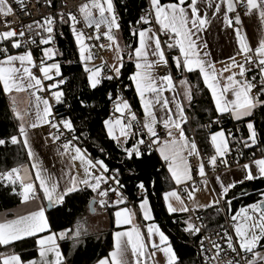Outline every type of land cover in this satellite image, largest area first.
Here are the masks:
<instances>
[{
  "label": "snow or ice",
  "instance_id": "6c2138e0",
  "mask_svg": "<svg viewBox=\"0 0 264 264\" xmlns=\"http://www.w3.org/2000/svg\"><path fill=\"white\" fill-rule=\"evenodd\" d=\"M14 3L24 8L23 0H14ZM48 3L50 4L51 0H48ZM238 5L246 9L245 15L257 16L260 23L264 24V0H220L219 3H214L213 0H188L187 3L186 0H171L168 3L149 0L148 12L140 16L136 24L150 26L132 31V36L136 38L135 46L121 44V37L118 35L120 24L112 0H86L79 6V14L84 24L89 28L94 27L93 35L86 36L83 30H77L79 21L72 12L59 14L61 24L70 22L79 52V61L83 65L88 85L92 89L97 88L102 80L119 78L125 56L134 63L135 70L128 79L134 85L136 95L139 97L142 118L137 117L127 100L117 96L116 100L120 102L114 103V112L120 115L115 119L112 117L105 119L103 127L107 136L116 142L117 148L121 149L127 161L142 158L145 152L151 153L153 146L157 145L156 150L167 165L170 179L183 190L194 207L209 208L220 205L236 184L264 177V155H262L240 165L243 175L241 180L227 181L217 176L216 182L219 183V188L216 190V200L204 205L196 202L199 188L194 180V174L198 175L206 185L208 183L206 169L209 166L213 170L220 164L228 167L226 156L230 152V147L227 137L231 136V132L226 135L221 129L211 133L213 151L208 154L206 161L201 158L195 140L187 137L182 128L188 118L175 91L173 75L167 70L169 60L166 50L178 49L177 55L171 56V62L175 64L177 70L185 72L198 70L199 76L211 94L214 110L220 116L228 114L232 119L240 121L244 117L251 116L253 109L258 105H264V39L260 40L255 48L247 42L242 30L241 16L236 13ZM12 12L13 8L9 0H0V15L8 16ZM229 13L234 15L230 17ZM218 14H221L223 22L235 31L239 46L237 55L243 58V62H237L235 57H229L230 63L220 72H217L214 63L208 58L207 44L202 41L197 43L200 41L199 33L211 23L209 17H218ZM56 16L57 14L47 15L42 21H33L36 29L40 30L36 32L37 36H40L41 32L47 34L41 37L40 44L48 45L53 41L54 28L58 26ZM25 27L29 32L33 30L32 25ZM161 35L166 37L163 42ZM25 36V31L17 32L10 27L8 30L0 31V43L6 42L8 45L0 47V91L9 96L12 93L26 92L29 97V106L21 112L16 108L15 97L10 96L12 113L18 125L17 134L11 135L9 139L14 145L22 144L27 150L28 159L33 161L31 170L20 164L0 172V181L12 185V192L20 197V203L25 206L23 214L18 213L11 219H0V245H10L13 241L24 237H36L38 233L47 234L35 240L39 253L38 260L25 262L19 254L0 253V264H65V257L57 239L72 238L78 243L79 237L83 234L81 226L77 223L75 231L71 229H64L59 233L51 231L43 202L46 201L49 206H59L70 195L90 189L95 193L89 202L90 208L97 203L101 208H107L109 193L116 197L112 201L113 205L125 204L120 191L124 185L119 179V169H110L103 159L91 157L86 150L75 143L78 137L72 135L75 131L72 120L65 117L57 119L54 115L53 104L50 101L56 104L64 102L65 94L61 85L65 83V79L62 77L59 63L47 61H52L58 53L53 47H44L43 57L37 63L28 48L30 43L36 44V40L30 34L26 39H21ZM102 38L108 42L107 50L113 52L112 63L107 64L102 61L99 65H94L92 64L94 54L91 49L97 45L86 44L85 39L100 41ZM99 47L104 49L105 46L100 44ZM21 48L24 50L20 51ZM201 48L205 49L202 54ZM10 49L17 51L12 53ZM253 65L259 69L261 82L259 88L254 83L255 77L252 81L246 78V73L252 70ZM159 66L164 67L165 74L161 75L157 72ZM104 69L110 74L104 75ZM225 72L229 74L224 76ZM45 81L49 83L45 85ZM179 84L183 86L185 99L191 100V89L187 79H181ZM254 89L255 94H253ZM43 92H47L48 96L40 95ZM165 92H172V97H167ZM109 99H112L111 94ZM81 103L83 104V101ZM45 124L55 130L49 132V136L51 142L58 145L56 154L62 160L66 158L65 167L59 174L44 168L33 151L30 132ZM161 124L168 137L162 142L157 131L158 125ZM246 127L248 136L243 146L249 148L257 144V134L251 121L247 122ZM65 132L71 136V139L65 138L61 142ZM144 137H147V142ZM129 138L134 139L130 147L126 146ZM5 143V139H0V145ZM188 157L200 158L198 164L190 165ZM75 162H79L82 175L77 173ZM17 184L19 191L16 188ZM137 188L141 193L146 191L142 181L137 184ZM163 199L169 214L190 211L177 189L164 192ZM170 199H175L180 207H174ZM230 204L231 201H225L226 207ZM139 211L143 221L150 222L145 225L146 233L134 223V213L131 209L123 207L115 211V225L118 228L122 225H131V227L113 233L110 259H102L98 264H147L148 261L157 264L154 260L157 252L163 253V264H177L178 257L168 236L154 222L146 196H142L139 201ZM219 211L220 209L217 208V212ZM230 221L234 235L225 229L222 237L227 244V250L213 241L216 255L205 257L208 264H212L216 257L221 253L226 254L228 250L245 260V264H264V252L257 251L258 245L264 241V192L260 193V199L257 201L238 209L236 214L230 217ZM184 223L186 224L184 231L191 235L201 231L200 227L191 222V218ZM200 249L202 254L208 251L204 248L202 240ZM249 255L250 258H247ZM226 264H241V260L233 259Z\"/></svg>",
  "mask_w": 264,
  "mask_h": 264
},
{
  "label": "trees",
  "instance_id": "16d2710c",
  "mask_svg": "<svg viewBox=\"0 0 264 264\" xmlns=\"http://www.w3.org/2000/svg\"><path fill=\"white\" fill-rule=\"evenodd\" d=\"M112 1L115 13L119 17L118 35L124 44L135 46L136 38L131 34V27L145 11L148 0ZM168 2L171 0H161V3ZM40 4L42 9L59 7L57 0H51L50 4L48 0H40ZM56 23L58 26L54 28V39L48 47H53L58 53L51 62L55 61L60 65L62 77L65 79L61 88L65 94L64 100L69 104V110L58 109L60 117L72 120L81 147L85 148L91 157L103 159L110 169H119L124 190L131 198H134L138 190L137 184L141 181L145 184L154 213V221L168 235L178 257L177 264H202L199 257L198 237L184 231L186 227L184 221L189 220V214H169L166 209L163 194L174 189L175 186L169 180L167 173L159 168L160 162L155 153L127 161L121 149L116 147V142L107 136L103 121L109 118V94L115 90L116 80H105L97 88L92 89L88 85L87 74L84 73L83 65L79 61V52L70 22L61 24L59 15H57ZM177 53L178 50H167L170 62L171 56ZM171 64L180 76L183 71L177 70L174 63L171 62ZM133 71L134 63L125 56L119 80L132 86L128 76ZM186 76L193 87V98L186 109L202 154L207 157L213 151L210 141L211 133L223 129L226 135L231 132V136L227 137L229 146L241 150L240 161L246 162L264 155V105L258 107L250 118L238 122L233 121L230 117L220 116L215 112L210 93L198 73H186ZM126 92L134 108L137 107L133 88L131 87ZM249 121L254 125L257 144L245 148L243 142L247 140L246 124ZM206 122L212 124L213 130L210 133L205 129ZM215 122L218 124L215 125ZM185 129L192 135L189 124L185 126ZM13 134H17V122L13 118L6 95L0 91V139L6 141L4 145H0V172L27 162V154L22 144L14 145L10 142L9 138ZM12 187L11 184L0 181V212L10 210L20 204V197L12 192ZM16 188L19 191L18 184ZM261 192H264V178L235 186L226 199L231 201L228 206L231 214H235L241 207L260 199ZM94 196L95 194L90 189L72 194L60 207L48 212L51 231L57 233L64 229L75 231L79 223L83 232L78 243L72 238L62 240L63 251L67 259L65 264H97L108 257L112 251V231L91 233L86 226V219L90 215L89 202ZM205 221L207 231L219 229L224 223L223 216L216 212L215 208L208 209ZM36 239L37 237H31L10 245H0V253L19 254L25 262L33 260L38 256Z\"/></svg>",
  "mask_w": 264,
  "mask_h": 264
},
{
  "label": "crops",
  "instance_id": "0c3cea01",
  "mask_svg": "<svg viewBox=\"0 0 264 264\" xmlns=\"http://www.w3.org/2000/svg\"><path fill=\"white\" fill-rule=\"evenodd\" d=\"M187 2H188V0H186V3ZM213 2L214 3H219L220 0H213ZM203 10L204 9L202 8V11ZM209 11H211V10H209ZM236 13L241 16L242 30H243L244 35L247 38V42L253 48H255L258 45L259 41L264 39V24L260 23V21H259L257 16L245 15L244 14L245 11L244 12H239L238 8L236 9ZM233 15H234L233 13H229L230 17L233 16ZM209 19L211 20V23L207 26V28L205 30H203L201 33H199L200 41H197V43H200L202 41V42L207 44L206 51L209 53V57L208 58L214 63L217 72H220L222 70V68L226 64L230 63L229 57H235L237 62H241V56L237 55V49H238L239 46L237 44L235 31L233 30V28L228 27L223 22V18H222L221 14H218V17H209ZM233 23H234V21H233ZM146 27H149V26H146ZM121 44L122 45L124 44L122 40H121ZM203 51H205V49L201 48V54L203 53ZM110 52H112V51L107 50V53H106V58H107V61H108L109 64H110V60H109ZM92 64L99 65L98 63L97 64L92 63ZM134 70H135V68H134ZM232 70L236 71V69H232ZM186 73H198L199 74V72H198V70H196L194 72H185V71H183V73L180 74V78H179L177 84L175 83V91L179 95V99H180V101H181V103H182V105L184 107L185 115L187 116L188 112H187L186 106L192 101V98H193V96H192L193 87H192V84L189 82V80H188V78L186 76ZM228 74L229 73L225 72L224 76H227ZM181 79H187V81L189 82L190 89H191V100L185 99V97L183 95V91H184L183 86L179 84V81ZM202 81H203V79H202ZM132 88H133V94L135 95V97L137 99V107L134 108V105H132V101L130 102V106H133V108L136 110V112L139 115V117L142 118L143 112H142V109L140 107L139 97L136 95L135 87H134L133 84H132ZM165 95L167 97L171 98L173 93L172 92H165ZM10 96H14L15 97L16 108L19 111L22 112L23 110H25L29 106V97H28L26 92L12 93V94H10ZM10 96L6 95V97L8 99L9 106L11 108V112H12V101L10 99ZM210 96H211V94H210ZM50 103H52L53 106L56 104L54 101H50ZM260 106L261 105H258L255 109H253L252 115H253L254 111ZM12 115H13V113H12ZM223 116H228V117L231 118V116L228 115V114H224ZM251 116L244 117L242 120L248 119ZM13 118L15 119L14 116H13ZM232 120L233 121H237V120H234V119H232ZM242 120H240V121H242ZM16 122H17V125H18V121L17 120H16ZM187 124H188V120H187V122L185 124L182 125V128L185 131V135L187 137L191 138V139H194V137L192 135H190L185 129V126ZM161 129H163V125L162 124L158 125V127H157V131H158V134L160 136V141L162 142L165 139H168V137L166 135V132L165 133L161 132ZM48 131H49V126L46 125V124L42 125L41 127L37 128V129H33L30 132V140H31V143H32L33 151L36 154V158L41 162L42 166L44 168H47L49 171H54L57 174H59L61 169L63 167H65L66 158H64V160H62L56 154V148L58 147V145H54L51 142V138L49 136ZM195 142L197 144L198 150H200L196 140H195ZM132 143H134V139L133 138H129V142H128V144L126 146L130 147ZM81 148L85 150V148H83V147H81ZM156 148H157V145H155L154 153H155L157 159L160 162L159 168L161 169L162 165L164 164V168H162V169L167 173L169 180L174 184V186H175L174 189H177V191H178V188H180V187L177 186L175 184V182L170 179V173L168 172L167 165H166L165 161H163L161 159L160 153L156 150ZM25 151H26V154H27V150L26 149H25ZM87 154L89 155L88 152H87ZM190 158L191 157H188V161L189 162H190ZM248 162L249 161L244 162V163H248ZM32 163H33V161L29 160L28 156H27V162L24 165L27 166L29 168V170H31V164ZM243 164H240V165H243ZM240 165H238V166H236V167H234L232 169L226 170V171L218 174L217 176H220L222 179L227 180V181L241 180L243 178V175H242V171L240 169ZM75 166H76L77 173L79 175H82V172H81L80 166H79V162H75ZM196 176H198V175L194 174V178ZM217 176H215L213 178V185L210 182H208L206 185L204 184L203 188L198 190V192L196 193V202L198 204H200V205L209 204L211 201H214V200L217 199L216 190L219 188V183L216 182V177ZM263 178L264 177L257 178V179H254V180H259V179H263ZM254 180H246L243 183L249 182V181H254ZM237 185H239V184H236V186ZM230 191H229V193H230ZM228 194L225 197V201H227L226 199H227ZM181 197L184 200L185 206H187L190 209V211L189 212H179V211H177L175 213H187V214H189L194 209L204 208V207H194L193 203L191 201H189L186 196L181 194ZM139 201L140 200H138L136 202L135 206H130V205L125 203V204L118 205V206H116V207H114V208H112V209H110L108 211H105L104 208H101L98 203L95 204L93 212L90 209V217L94 218V219H98V220H95V221H98V224H97V225H99L98 228H101L100 230L96 231L95 233L112 231V241H113V233L115 231H123L125 229L130 228L131 225H122L119 228L115 225L114 213H115V211H117V210H119L120 208H123V207H128L129 209H131L132 213H134V223L137 226L141 227V231L142 232L146 233L145 225L147 223H150V222L143 221V216H142V214L139 211ZM148 201H149L150 207L152 209V205H151L149 197H148ZM225 201H223V202L225 203ZM170 203H172L174 207H177V208L180 207V204L175 199H170ZM43 205L46 208V213L45 214L48 217V212H49L48 204L45 201V202H43ZM60 206L61 205L55 206V207L52 206V207H53V209H55V208H58ZM216 207H217V205H213L212 207L205 208V209H212V208H216ZM166 209H167V207H166ZM24 211H25V206L20 203L15 208H12V209L7 210V211L0 212V219H4V218L11 219V218H14V216L16 214H18V213L23 214ZM175 213H172V214H175ZM152 215H153V218H154L153 209H152ZM94 223H97V222H94ZM156 224L160 227V225L158 223H156ZM90 225H92V224L90 223ZM88 228H89V226H88ZM160 229H161V231H163L161 227H160ZM45 234H47V233H38L36 237L38 238L39 236H42V235H45ZM165 235L168 236L166 233H165ZM27 238H31V236L30 237H24L21 240L27 239ZM18 241H20V240H18ZM157 241H158V238H157ZM14 242H17V241H13L12 243H14ZM169 242H170V239H169ZM57 243L59 244L60 250H61L63 256L65 257V263H66L67 259H66L65 253L63 251L62 240L61 239H57ZM3 246H6V245H3ZM173 250H174V248H173ZM174 252H175V250H174ZM175 254H176V252H175ZM105 258H109L110 259L109 256L105 257ZM35 259L36 260L39 259V253H38V256ZM154 260L157 261V264H163V260H164L163 253L157 252L156 257H154ZM147 264H152V262L148 261Z\"/></svg>",
  "mask_w": 264,
  "mask_h": 264
},
{
  "label": "built area",
  "instance_id": "2783aa9c",
  "mask_svg": "<svg viewBox=\"0 0 264 264\" xmlns=\"http://www.w3.org/2000/svg\"><path fill=\"white\" fill-rule=\"evenodd\" d=\"M59 2V7H57L56 9H42L41 8V4H40V0H23V4H24V8H20L18 5H16L14 3V0H9V3L11 4L12 8H13V12L11 14H9L8 16H2L0 15V31H4V30H8V27L16 30L17 32L19 31H25L26 32V36L24 38L21 39H26L27 35H31L33 39L36 40V44H29L28 48L31 50L32 55L34 57V59L36 60L37 63H39V60L43 57V52L42 49L44 47H48V45H42L40 44V39L42 36H46V33L41 32L40 36L36 35L37 31H40L39 29H36L35 24H33V21L36 20H41L44 16L47 15H52V14H66L68 12H72L74 15L77 16L78 19V24H77V30H83L85 35H93L94 33V27L93 28H89L87 27L84 22H83V18L80 16L79 14V6L83 3L86 2V0H57ZM238 11L239 12H244L246 11V9L242 6V5H238ZM149 10V0H148V5L145 9V11L141 14L144 15L146 12H148ZM117 18H118V23H119V17L116 14ZM7 25V26H6ZM27 25H32V31L29 32V30L25 27ZM146 26H150V25H138V24H134L131 27V30H136L139 29L140 27H146ZM103 30V28L101 29ZM161 41L163 42L166 37L161 35ZM86 44H93L95 43L97 46L92 48L91 51L94 54V59L92 61V63L95 64H100L102 61L106 62L107 64V58H106V53H107V45L108 42L106 39H101L100 41H91V40H87L85 39ZM100 44H103L105 47L104 49H101L99 47ZM8 46L7 43H0V47H6ZM24 49L21 48L20 51H23ZM10 51L12 53H15L17 50L15 49H10ZM166 56L169 60V66H168V71H170L173 75L174 78V82L177 84L180 76L175 72L170 59L168 57L167 54V50H166ZM48 63H51V61H47ZM241 62H243V58L241 57ZM157 72L159 74H165V69L163 66H159L157 68ZM104 75H108L110 73H108L107 69H104ZM253 77H255L254 83L257 85V88H259L261 86V82H260V77H259V69L256 68L255 65L252 66V70L250 72L246 73V78L250 81L253 80ZM54 79H60V77H54ZM106 80V79H105ZM105 80H102V82H104ZM117 82V86L115 88V90L113 91V93H111L112 95V99H110L109 104H108V109H109V117H112L113 119H115L116 116H119V113L114 112V103H119L120 101L116 100L117 96H120L123 100H127L130 104V99L127 95L126 90H130L131 89V85L130 84H124L123 82H121L119 80V78L114 79ZM49 82L45 81V85H47ZM62 86V85H61ZM253 94H255V89L253 90ZM40 95L43 96H48L47 92H43L40 93ZM64 109V110H69V104L64 100V102L62 104H55L53 106V113L54 115L57 117V119L60 118V114L58 112V109ZM131 109L133 112H136V110L133 108V106H131ZM137 117H139V115L137 114ZM187 120H188V124L190 126V130L192 133V136L194 137V139L196 140L195 137V133H194V129L193 126L191 125V121L189 118V115H187ZM125 122H126V118H125ZM215 125L218 124V122L214 123ZM205 129L207 132H211L213 130L212 128V124L210 122H206L205 123ZM135 130V129H134ZM55 131L53 129L49 128V132ZM162 133H165L164 128L161 129ZM72 135H76L75 131L74 133H72ZM51 138V137H50ZM71 139V136L68 135L67 132H65L64 137H62V141L63 139ZM146 142H147V137H144ZM197 141V140H196ZM75 143L81 147V142L79 140V138L75 141ZM143 147V146H141ZM155 149V145L153 146V149L151 151L154 152ZM200 151V150H199ZM241 150L239 148L233 149L230 147V152L228 153V155L226 156V159L228 161V167H224V165L220 164L218 165L215 170H213L210 166L206 169L207 172V180L208 182H210L213 185V178L215 176H217L218 174L232 169L240 164H243V161H240L239 158L241 156ZM201 153V158H203L205 161L207 160V157L204 156ZM145 154H150L148 152H145ZM144 154V155H145ZM200 158L197 157H191L190 158V165H197L198 161ZM247 162V161H246ZM162 168H164V164L162 165ZM119 179L120 182L122 183V176L119 175ZM196 185L198 186L199 189L203 188L204 183L202 182L201 178L199 176H196L194 178ZM123 194V197L125 199V203L130 205V206H135L136 202L138 200L141 199L142 196H146L147 198L148 193L145 191L143 193H141V191L138 189L135 192L134 198H131L124 190V187L120 190ZM178 191L180 192V194L186 196V194L183 192V190L181 188H178ZM116 199V197L114 195H112L111 193H109V207L104 208L105 211H108L118 205H113L112 201H114ZM217 208L220 209V211L218 213H220L223 216L224 219V223L223 226L219 229L213 230V231H207L206 230V221H205V215L207 214L208 209L205 208H199V209H194L192 210L189 215L190 218L192 220V223H194L196 226L201 228V231L199 233H196L194 236L198 237V243H199V257L201 258V263L202 264H208V262L206 261L205 257L206 256H215L216 255V249L213 247L212 242L215 241L217 244H220L222 249L227 250V244L226 242L222 239L223 237V231L225 229L229 230V232L231 234L234 235V233H232L231 231V221H230V210L228 209V207L225 206V203L223 201H221L220 205H217V207L215 208V211L217 212ZM204 242V248L207 249L208 251L205 253H201V249H200V241ZM241 256H243V254H241ZM250 258V255L247 257ZM233 259H240L241 260V264H245V260L241 259L240 257H237L235 253L230 252V250L226 251L225 253H221V255L219 257H216V259L212 262V264H226L227 261L233 260Z\"/></svg>",
  "mask_w": 264,
  "mask_h": 264
},
{
  "label": "rangeland",
  "instance_id": "374dc122",
  "mask_svg": "<svg viewBox=\"0 0 264 264\" xmlns=\"http://www.w3.org/2000/svg\"><path fill=\"white\" fill-rule=\"evenodd\" d=\"M112 56H113V52H110V54H109V60H110V64L112 63ZM236 214V213H235ZM235 214H233V215H235ZM230 215L232 216V214H231V212H230ZM95 220H98V219H94V218H91L90 217V215H88V217H87V219H86V221H87V225L86 226H89V231L91 232V233H95L96 231H98V230H100L101 228H98V226L99 225H97L98 224V221H95ZM89 222V223H88ZM94 222H97V223H93ZM90 223L92 224V225H90ZM257 251H260V252H264V243H263V241H261V243H260V245H258V247H257Z\"/></svg>",
  "mask_w": 264,
  "mask_h": 264
},
{
  "label": "water",
  "instance_id": "95a60500",
  "mask_svg": "<svg viewBox=\"0 0 264 264\" xmlns=\"http://www.w3.org/2000/svg\"><path fill=\"white\" fill-rule=\"evenodd\" d=\"M94 205H92L91 208H90L92 210V212H93V209H94ZM89 207H90V205H89ZM51 209H53V207L48 205V210H51Z\"/></svg>",
  "mask_w": 264,
  "mask_h": 264
}]
</instances>
